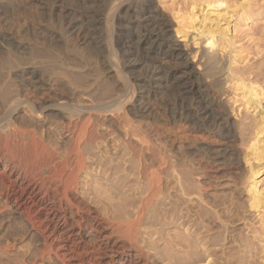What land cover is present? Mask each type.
Returning <instances> with one entry per match:
<instances>
[{
	"label": "bare ground",
	"instance_id": "6f19581e",
	"mask_svg": "<svg viewBox=\"0 0 264 264\" xmlns=\"http://www.w3.org/2000/svg\"><path fill=\"white\" fill-rule=\"evenodd\" d=\"M62 1L65 0H57ZM108 1L77 0L79 5H76L80 6L81 12L85 11L82 16L88 23L83 25L81 22L82 25H79V17H72L67 20L66 28L72 33L76 32L74 38L81 36L79 38L84 44L88 40L86 29L89 33L92 29L102 30L97 43L111 53L114 44L111 40L115 35L113 20L118 15L123 23L120 22L122 26L119 24L122 33L118 35L117 42L127 59L125 64L124 58H121L123 64L131 68L130 73L136 66L145 67L147 74L144 77L136 73L135 76L129 75L128 69L126 73L124 69L120 72L116 70L122 56L117 54L119 51L121 53V49L117 51L116 48V52L112 51L109 56H119L117 64L113 63V57L106 56L113 60L108 64V71L83 70V67H87L82 60L85 53L81 56L80 50H76L79 43L76 44L72 35L76 49L72 45L71 50L67 48V33L59 29L60 24L56 21L54 23L59 24L58 29H52L48 36H52L54 42L57 39L64 43L67 50L63 51L61 47L62 50H59L62 52L59 51L58 43L55 49L60 54L56 52L46 56L44 52L45 56L38 54V60L35 53L33 56L38 62L35 63L33 58L34 62L28 63L32 60L28 56L33 48L30 47L31 51L27 55V45L24 43L27 38L23 39L25 28L12 34L8 32L9 25L1 27L5 20L0 21V264L48 263L46 259L53 260L55 264H159L157 255L163 260L162 264H256L258 261H253L251 254H255L253 245H257L254 239L262 237V232L257 230L260 235L255 237L245 236L243 232L234 233L239 222L246 221L247 215H243L246 207L235 203L233 193L231 201L227 199L230 203L233 199V207L232 204L228 206L223 197L229 198L230 195L222 196L220 192L224 186L221 182L223 171L219 170V166L236 164L241 158L236 152L238 147L233 145L239 131L230 118V109L234 107L231 106L228 112L225 103L217 102L210 90L215 89L216 93L223 94L228 88L232 89L236 94H233V98L241 96L240 106L248 109L247 113L251 108L259 110L264 100V87L260 81L263 65H256L253 69L250 64L246 68L245 60L249 54L241 56L245 48L242 50V47L236 46L237 36L230 35V27L228 30L219 24L214 27L200 22L194 33L201 38V43L199 40V44H196L201 45L193 52V48H188V41L187 46V43L176 39L173 32L171 34L174 25L158 13L152 0H112L106 14L105 11L104 15L94 13L96 3ZM108 5L103 7L108 10ZM249 5L246 9L249 8V11L240 15L244 21L254 20L251 15L248 17L252 11V5ZM9 7L0 10L6 20L10 12L14 11L10 7L8 15ZM59 10L63 15V10ZM41 12L44 13L43 10ZM20 14L24 15L23 12ZM195 15L190 19L192 23L197 18ZM25 17L24 20H27ZM10 18L12 20V16ZM60 19L64 20L62 16ZM18 23L19 29L21 25L18 26ZM177 25V29L173 28L177 34L182 37L189 34L186 27ZM11 28L14 31L15 27ZM12 29L9 31L12 32ZM196 37L193 36V40ZM46 38H43L44 41ZM96 50H92L93 53ZM191 55L199 56L197 69L190 62ZM71 59L77 62L70 63L68 60ZM93 59L96 63L101 61L97 57L98 61ZM192 61L195 63L194 59ZM101 62L104 63V60ZM241 64L244 66L241 67ZM202 78L210 82L212 89L204 88ZM138 88L140 91L137 94ZM170 91L177 95L175 97L171 93L175 97L173 100L178 97V103L171 107L170 102L161 108L167 115L161 121L160 116L155 114L158 109L151 108L150 100L153 97L157 100L158 95L161 97L166 92L170 94ZM235 99L231 98L230 101L237 102ZM260 115L258 119H249L253 120L251 122H248L247 117L244 118L247 120H241L244 126L240 130L243 137L253 134L254 141L252 138L250 142L253 143L249 142L251 149L248 150L264 158V145L259 138L264 133V115ZM238 133L241 136L240 131ZM248 135L246 137L249 140L251 136ZM248 150L246 148V153ZM248 156H243V162L248 161ZM108 169H113L112 176H109ZM94 170L99 171V174ZM246 177L247 180L243 177L244 181L241 182L247 184L244 188L249 195L247 204L257 213L260 209L264 211L262 189H259L254 176ZM226 178L229 180V177ZM218 179L220 181H216ZM91 181L95 184L92 187ZM240 186L238 189L242 188ZM7 215L13 216L9 218ZM7 222L10 224L4 232ZM19 222L28 224L36 233V239L32 242L39 239V247L34 245L36 242L33 244L34 250L28 251L25 245L27 252L22 251L20 247L23 245L19 243L21 238L18 235L21 233L18 231ZM144 226L147 231L145 228L143 230ZM261 228L264 230L263 224ZM177 229L181 231L177 232ZM255 235H258L256 230ZM21 236L26 235L21 233ZM260 240L264 242V234ZM146 241L150 243L148 248L144 244ZM159 241L162 245L164 242V248L160 247ZM229 243L233 245L228 246ZM238 248L241 249L237 254L235 251Z\"/></svg>",
	"mask_w": 264,
	"mask_h": 264
},
{
	"label": "rangeland",
	"instance_id": "374dc122",
	"mask_svg": "<svg viewBox=\"0 0 264 264\" xmlns=\"http://www.w3.org/2000/svg\"><path fill=\"white\" fill-rule=\"evenodd\" d=\"M38 1V2H37ZM49 1V2H48ZM52 1V0H51ZM51 1L50 0H0V10H5L6 8H3V7H11V9L12 10H14V11H11L10 10V7H9V9L7 10L8 11V15H10V16H12V20H11V18H10V16L9 17H7V20L6 19H4V16L3 15H1V11H0V21L1 22H3L4 20V22L3 23H1L3 26H1L2 28H4L5 27V25H9L10 26V28H9V30L11 31V27H15L14 28V31H13V29H12V32H10L8 29V32L9 33H14V34H17V33H19V32H17L18 30H20L21 28V30L23 31L24 30V28H25V31H23V32H25L24 34H23V39L24 38H27V39H24L25 41H24V43H25V45H27L26 47H27V52L29 51H31L30 49L31 48H33L32 49V51H31V53H32V55H31V53H30V55L32 56H30L29 55V52L27 53V55H29L28 56V58L29 59H32V60H29V61H27L28 63H31V61H32V63L35 61V63L36 62H38L37 61V59L39 60L40 58V56H48V55H51V54H57L58 53V50L59 49H61L62 50V48H63V51H66L67 49H66V46H68L67 48H69L70 50H71V48H72V46H74L73 48H75L76 49V47H77V49L76 50H80V53H81V56H82V54H84L83 56H85V57H87L86 59H85V57H82V60H83V62L85 63V64H87V67L85 66V68L83 67V70H85V71H103L104 72V69H105V71H108L109 69L107 68V67H109V63H111L114 59V61H113V63H115V64H117V62H118V60H119V56H124V57H120V60H119V62H121V63H118L119 65H117L118 66V68H116V70L118 71V69H119V72L121 71V70H123L124 71V73H126L125 71H126V69H128V71H127V73L129 74V75H131V74H133L134 76L137 74H141V76H145L146 74H147V69L144 67L143 68V66H136V68H134V70H133V72H131L130 73V70H131V68H129L127 65V67L125 66V64H127L126 63V61H127V59H126V56H125V54H124V52H123V50L120 48V46H119V44H118V35L119 34H121L122 33V31H121V29L119 28L120 26H122L121 24L123 23V21L122 20H120L117 16H115V18H114V20H113V24L115 25H113V27L115 28L114 29V34L115 35H113V37H112V43H114L112 46H110V47H112L113 48V50L111 49V53H112V51H114L115 50V48H116V50L117 51H119L120 49H121V53H120V51L119 52H117V54L119 55V56H117V55H115V52H116V50H115V52H114V55L115 56H117V58L115 57L114 58V56H112L111 55V57L109 56L111 53H108L106 50H104L101 46H100V44L99 43H97V42H99V37L101 36L100 34H101V32H102V30H94V29H92V30H94L93 32L96 34V36H95V34L92 32V30H90V33H89V31L86 29V33H87V41H86V44H84V43H82L83 42V40H81L79 37H81V36H79L78 35V38L77 37H75L74 38V36H77V35H75L76 34V32H74V33H72L71 31H68L67 30V24H68V21L67 20H69V19H71L72 17H76V18H78L79 20H81L80 22L78 21V24L79 25H82V23H83V25L84 24H87L88 23V21L87 20H85V18H84V16H82L83 14H84V12L85 11H82L81 12V8H80V6L78 7L77 5H79L78 4V2H77V0H71L72 1V3H71V1L69 2V0H65V1H62L63 3H61V2H57V0L56 1H52V3H54L53 5H52V3H51ZM156 1V2H155ZM56 2V3H55ZM67 2H69V3H71V4H69V3H67ZM76 2V3H75ZM112 2V0H110V1H108V3L106 4V3H104V2H99V3H96V5L94 6V8H93V10H94V13L95 14H102V15H104V14H106V11L108 12L109 11V9H110V7H111V5L112 4H110ZM155 2V3H154ZM48 3V4H47ZM63 4V7H62V5L61 4ZM105 5H104V4ZM10 4V5H9ZM57 4V5H56ZM58 4H60V5H58ZM65 4V5H64ZM76 5L77 6V10L76 9H74V7H76V6H74V5ZM102 4H103V6L105 7H107V5L108 4H110V6L108 5V10H106L103 6H102ZM152 4H153V6L154 7H156V10L158 11V13L163 17V18H165L166 20H170L169 22H170V24L171 25H174V26H172V31H171V34H172V32H173V34L175 35H172V36H174L176 39H180V40H182L181 41V43H187V46H188V42H189V47L188 48H193V49H191V50H193V52H196V50L198 49L197 47H200V45H197V44H199V40L201 39V38H199L200 36L198 35L197 37H196V35H197V33L195 34L194 33V31H196V30H194V29H196L197 27H199V25H200V22L201 23H205L206 25H208V26H210V25H212V26H214V27H216V24H219L220 25V27L222 26V27H224V28H226V29H228L229 27V29H230V35L231 36H234L235 35V41L237 42V44H236V46L237 47H242L241 49L243 50L244 48V50H243V55H241V56H246V54L248 55V57L246 58V60H245V62H246V64H247V66H246V68L247 67H249L250 66V64L251 65H253L252 66V68L254 67V68H256L257 66L256 65H263V68H264V0H152ZM248 4H250L249 5V7L252 5V7H250V8H252L251 10V13H249V15H248V17L251 15V17H254V20H248V21H244V19H243V16H241V18H240V15H243V13L244 12H247V11H249V8H248V10H246L247 9V7H248ZM254 4V5H253ZM9 5V6H8ZM35 5V6H34ZM39 5V6H38ZM43 5V6H42ZM47 5V6H46ZM50 5H52L53 7H51ZM69 5V6H68ZM101 5V7L100 8H98L99 6ZM2 6V7H1ZM38 6V7H37ZM46 6V7H45ZM48 6H50V7H48ZM61 6V7H60ZM67 6V7H66ZM70 6H72V7H70ZM97 6V7H96ZM35 7H37L38 9H39V11H38V9L37 8H35ZM57 7V8H56ZM2 8V9H1ZM45 8V9H44ZM61 8V10H63L62 11V14L64 15H61V11L59 10ZM69 8H70V10H72V11H70V12H68L69 11ZM73 8V9H72ZM102 8V9H101ZM243 8H245L244 10H243ZM37 9V10H36ZM53 9V10H52ZM78 9H79V11H78ZM254 9H256L257 11H255V13H253L254 12ZM41 10H43L44 11V13L43 12H41ZM51 10V11H50ZM60 12H59V11ZM100 10V12H98V11ZM11 11V12H10ZM16 11V12H15ZM37 13H36V12ZM51 13H50V12ZM60 13V14H58V12ZM105 11V12H104ZM242 11V12H241ZM9 12H10V14H9ZM15 12V13H14ZM20 12L22 13H24V15L23 14H20ZM39 12V13H38ZM46 12V13H45ZM47 12H49V13H47ZM53 12H54V14H53ZM67 12V13H66ZM74 12H76V13H74ZM79 12V13H78ZM103 12H104V14H103ZM12 13H14V14H12ZM25 13H26V17H25ZM36 13V14H35ZM43 15H42V14ZM68 13H70V14H68ZM226 13V14H225ZM258 13V14H257ZM15 14H17V15H19V16H17V15H15ZM45 14V15H44ZM75 14V15H74ZM77 14V15H76ZM195 15V18H196V20H195V22H191V18H194V17H192L193 15ZM253 14V15H252ZM256 16H255V15ZM52 15V16H51ZM57 15V16H56ZM66 15L68 16V17H66ZM69 15H71V16H69ZM192 15V16H191ZM226 15V16H225ZM3 16V17H2ZM13 16H15V17H13ZM37 16V17H36ZM42 16V17H41ZM47 16V17H46ZM51 16V17H50ZM61 16L64 18V20L63 19H60L61 18ZM81 16V17H80ZM1 17H2V19H1ZM17 17H19V19L17 18ZM23 18V17H25V19H27V20H24V18L21 20V18ZM39 17V18H38ZM45 17H46V20H45ZM51 18L50 19V24H49V19L48 18ZM54 17V18H53ZM56 17H59V18H56ZM13 18H16V19H13ZM38 18V19H37ZM40 18H41V21H38V20H40ZM44 18V20H42ZM84 18V20L86 21L85 23H84V20H82ZM116 18H117V21H116ZM255 18H257V20H255ZM54 19V20H53ZM56 19V20H55ZM241 19V21H239ZM11 22H10V21ZM15 20V21H14ZM59 22H58V21ZM62 22H61V21ZM199 20V21H198ZM6 21H9V22H6ZM15 23H14V22ZM16 21H18V22H20L21 24H19L18 22H16ZM27 21V23H23L22 24V22H26ZM57 22V23H59L60 25L62 24L63 26H60L59 24H55L54 22ZM66 23H65V22ZM174 21V22H173ZM244 21V22H243ZM252 21V22H251ZM37 24H36V23ZM44 22V23H43ZM47 24H46V23ZM53 22V23H52ZM82 22V23H81ZM120 22H121V24H120ZM242 22V23H241ZM247 22V23H246ZM249 22V23H248ZM254 22V23H253ZM11 23H12V25H11ZM17 23H18V26L19 25H21V27L18 29L17 28ZM44 25H43V24ZM243 23H244V25H243ZM15 24V25H14ZM24 24H28L27 26L25 25L24 26ZM35 24V25H34ZM52 24H53V26H54V28H53V26H52ZM118 24V25H117ZM119 24H120V26H119ZM177 24H180V25H182V26H184V27H186V30H187V32H189V34L187 35V36H181V34H177L176 33V31H174V29L176 28H178V25ZM37 25V26H36ZM39 25V26H38ZM55 25H57V27L55 26ZM58 25H59V29L60 30H62L66 35V41H65V43L67 44L66 46H65V44L64 43H60V42H58L57 41V39L55 40V42H54V40H53V37L52 36H50V38H49V36H48V34H50L53 30L55 31V29L57 28L58 29ZM23 26V27H22ZM43 26V27H42ZM242 26H244V27H242ZM247 26V27H246ZM1 27H0V30H2L1 29ZM41 28V29H39V28ZM45 27L47 28V29H45ZM49 27L51 28V29H49ZM65 28L66 29V31H64L63 30V28ZM175 27V28H174ZM194 27V28H193ZM36 28H38V29H36ZM62 28V29H61ZM83 28H85V27H83ZM118 28V29H117ZM174 28V29H173ZM224 28H222V29H224ZM250 28V29H249ZM53 29V30H52ZM225 29V30H226ZM228 29V30H229ZM17 30V31H16ZM40 32H42L43 33V35H42V33H39V31ZM47 30V31H46ZM118 30V31H117ZM234 30H238V31H234ZM15 31H16V33H15ZM26 31H27V33H26ZM44 31H45V33H44ZM246 31V32H245ZM36 32L38 33V35L39 34H41V35H39V36H41L40 38H38L39 36L36 34ZM50 32V33H49ZM68 32H70V34L68 33ZM92 32V33H91ZM98 32V33H97ZM117 32H118V34H117ZM238 32V33H237ZM84 33H85V31H84ZM86 33H85V36H86ZM93 34V36H90V35H92ZM69 35V36H68ZM73 36V38H74V40H76V44L77 43H79V46H76L75 47V41L74 40H72L73 38H72V36ZM178 35H180V36H178ZM26 36V37H25ZM43 36H45V37H43ZM178 36V37H177ZM193 36H195L196 37V39L195 40H197V41H195V40H193ZM46 37H48L49 39H50V41H49V39L48 38H46ZM88 37H90L91 39H89ZM42 38V39H41ZM46 38L47 40H45L44 41V39ZM52 38V39H51ZM72 38V39H71ZM185 38V39H184ZM55 39V38H54ZM71 40V41H69V40ZM77 39H79V40H77ZM97 40V41H96ZM113 40H114V42H113ZM46 41L51 45H49L48 43H46ZM56 41H57V43H56ZM69 41V42H68ZM74 41V42H73ZM79 41H81V42H79ZM94 41H96V42H94ZM111 41H110V43H111ZM183 41H185V42H183ZM188 41V42H187ZM191 41V42H190ZM28 42V43H27ZM37 42H38V44H39V46H38V44H37ZM51 42H53L55 45H57V46H55L54 44L52 45L51 44ZM68 42V43H67ZM74 44H73V43ZM90 42V43H89ZM91 42H92V44L93 43H96V44H93V46H92V44H91ZM195 43V46H194V43ZM58 43H60V47H58ZM71 43V44H70ZM80 43H81V46H85L84 48H81V46H80ZM117 43V44H116ZM193 43V44H192ZM197 43V44H196ZM200 43H201V40H200ZM48 44V45H47ZM63 44V45H62ZM68 44H70V45H68ZM89 44V45H88ZM99 44V45H98ZM190 44H192V46L190 45ZM35 45H36V47H35ZM42 45V46H41ZM43 45H44V47H43ZM72 45V46H71ZM78 45V44H77ZM94 45H96V46H94ZM46 46V47H45ZM54 48H53V47ZM117 46V47H116ZM31 47V48H30ZM52 47V48H51ZM55 47H58V50H56L55 49ZM62 47V48H61ZM88 47V48H87ZM92 47H94L93 49H92ZM95 47H96V49H95ZM119 47V48H118ZM39 48H40V50L41 51H43V52H38V51H40L39 50ZM43 48V49H42ZM80 48V49H79ZM91 48V49H90ZM195 48H197L196 50H195ZM249 49V52H248V49ZM38 50V51H34V50ZM49 49H52V50H54V51H50ZM68 49V50H69ZM82 49V50H81ZM99 49H101L100 50V52L98 51ZM103 49V50H102ZM45 50V51H44ZM61 50H59V51H61ZM87 50L88 51V53H87V51L85 52V51ZM89 50H91V53H89L90 51ZM92 50H96V51H94V53H93V51ZM195 50V51H194ZM228 50V49H227ZM246 50H247V52H246ZM84 51V52H83ZM102 51V52H101ZM225 51V50H224ZM223 51V52H224ZM38 52V53H37ZM44 52H45V55H44ZM46 52H48V53H46ZM51 52V53H50ZM53 52V53H52ZM57 52V53H56ZM62 52V51H61ZM60 52V53H61ZM226 52V54H227V51H225ZM35 53H36V56H33V54L35 55ZM60 53H58V54H60ZM93 53V54H92ZM103 53V54H102ZM107 53V54H106ZM123 53V54H122ZM43 54V55H42ZM48 54V55H47ZM88 54V55H87ZM90 54V55H89ZM96 54V55H95ZM99 54V55H98ZM106 54V55H105ZM121 54V55H120ZM223 54H225V53H223ZM225 54V56H227ZM91 55H92V57L93 58H95L96 59V57L98 58V60L100 61H102V60H104V63L103 62H101L100 61V63L99 62H94V59L93 58H91ZM96 56V57H94V56ZM103 55H105V56H103ZM193 55V54H192ZM189 56V57H191V61H190V58H188V60L191 62V64L197 69V61H198V59H199V56L198 57H194V56ZM99 56V57H98ZM101 56H103L102 57V59H100L101 58ZM106 56H109L110 58H112L113 57V60L112 59H110V58H108V57H106ZM34 57H36L37 59H35ZM193 57V58H192ZM33 58L35 59L34 61H33ZM124 58V61L122 60V59ZM90 59V60H89ZM92 59H93V62H92ZM108 59H110V61L108 60ZM194 59V62L196 63V65H195V63H192L193 60ZM197 59V60H196ZM73 60V61H72ZM88 60V61H87ZM97 59H96V61H98ZM196 60V61H195ZM250 62H249V61ZM70 63H74V62H77V60H75V59H71V61L70 60H68ZM87 61V62H86ZM89 61H91L92 63L90 64V62ZM109 61V62H108ZM117 61V62H116ZM247 61L249 62V63H247ZM79 62V61H78ZM123 62L125 63V64H123ZM245 62L243 63V64H245ZM254 62V63H253ZM94 63H96V64H94ZM106 63V64H105ZM260 63V64H259ZM263 63V64H262ZM102 64V66H100ZM106 66H105V65ZM120 64H122V65H120ZM95 66V67H93L92 66V68L90 67V66ZM99 67H102L101 68V70L97 67V66ZM104 65V66H103ZM255 65V66H254ZM116 66V67H117ZM119 66H123L122 67V69H121V67L119 68ZM240 66V65H239ZM244 66V65H243ZM242 66V64H241V67H243ZM91 68V70H90V68ZM141 68V69H140ZM253 68V69H254ZM87 69V70H86ZM89 69V70H88ZM98 69V70H97ZM106 69H108V70H106ZM138 70V72H136V70ZM252 69V70H253ZM143 70V71H142ZM256 70V69H255ZM254 70V71H255ZM264 70V69H263ZM263 70H262V76H260V78L262 77V79H260V81H261V84L263 85V87H264V77H263ZM257 71V70H256ZM118 72V73H119ZM143 74H142V73ZM121 73H123V72H121ZM136 73V74H135ZM263 80V81H262ZM204 81V83H203V85H204V88H206L207 90H210V89H212V86H211V84H210V82L209 81H207L205 78L203 79L202 78V82ZM263 82V83H262ZM206 83H209V84H206ZM136 87H138V84H137V86ZM229 89V88H228ZM226 90L227 92L224 94H221V93H219V92H217L216 93V91H215V89L213 90H210V93H211V95H212V97L217 101V102H221L220 104H224V105H226V107H227V109H228V112H229V108H232L231 106H233L234 108L233 109H230V118H231V121L233 122V123H235L234 124V126H235V128H236V130L238 131H240V135H241V130H240V127H241V129H242V127L244 126L242 123H241V120H242V122L243 121H245V120H247L248 119V122H251V121H253V120H249V119H252V118H254V120H255V118L256 119H258L259 118V116L258 115H260V117L261 116H263L264 115V113H263V110L264 109H262V108H264L263 106H264V100H263V103H262V105L261 106H259L258 107V109L260 108V109H262V110H254V108H251L250 110H249V112L247 113V111H248V109H244V106H240L241 105V103H240V99H241V96H239V97H237L236 96V99H238L239 100V102H238V100H236L235 98H233V94H235L234 93V91L232 90V89H230V90ZM138 91H136V93L138 94L139 93V88L137 89ZM230 91V92H229ZM232 91V92H231ZM240 92V91H239ZM169 93V92H168ZM167 92H166V94H163V96H159L158 95V97H156V99L157 100H155V98L153 97L151 100H150V106H151V108L153 107V109L155 108V109H158V110H156L157 111V113H156V111H155V114L157 115V116H160L159 118H160V120L161 119H166V117H167V115H165V113L163 112V109H161V108H163L165 105H169V103L171 102V104L169 105V106H171V107H175L176 105H177V103H178V97L175 99V100H173L177 95L176 94H174L173 92H171L170 91V94H168ZM175 96V97H173V95ZM218 93L220 94V95H218ZM229 93V94H228ZM231 93V94H230ZM168 94V95H167ZM238 94V93H237ZM229 95L231 96L230 98H228L229 97ZM236 95V94H235ZM164 96H166V97H168L169 96V98H166V97H164ZM225 96V97H224ZM227 96V97H226ZM171 97V98H170ZM173 97V98H172ZM219 97V98H218ZM235 97V96H234ZM162 98H164V99H162ZM167 99V102H166V99ZM220 98H221V100H220ZM232 98V100H234L235 99V101H237V102H233L232 100V102L230 101V99ZM153 99H154V101H153ZM164 101L163 103H162V100ZM170 99H171V101H170ZM160 100V101H159ZM174 102H173V101ZM224 100V101H223ZM169 101V102H168ZM159 102V103H158ZM153 103V104H152ZM155 103H156V105H155ZM165 103H168V104H165ZM173 103H174V105H173ZM234 103V104H233ZM240 103V104H239ZM161 104H163V105H161ZM153 105V106H152ZM155 105V106H154ZM237 105V106H236ZM160 106V107H159ZM162 106V107H161ZM229 106V107H228ZM240 106V107H239ZM239 107V108H238ZM154 109V110H155ZM153 110V111H154ZM242 110H246L245 112L244 111H242ZM162 111V112H161ZM232 111H233V113H232ZM159 112H160V114H159ZM236 114H235V113ZM164 113V114H163ZM232 113V114H231ZM159 114V115H158ZM246 114V116L244 117V116H242V115H245ZM247 114H249V115H247ZM232 115V116H231ZM236 115H238V117H236ZM234 116V117H233ZM163 117V118H162ZM235 117H236V119H235ZM247 117V119H244V118H246ZM248 117H250V118H248ZM241 118V119H240ZM168 119V118H167ZM237 119H240V120H237ZM244 119V120H243ZM162 121V120H161ZM164 122H165V120H164ZM237 123H238V125H237ZM237 125V126H236ZM52 127V126H51ZM50 127V128H51ZM238 131V132H239ZM237 132V140L233 143V145L235 146V148L236 147H238V150H237V148H236V152H237V154H238V157H240L241 156V158H240V161L238 162V163H236V164H233V165H228V166H219L220 167V169H219V167H217L216 166V168H218L219 170H222L223 171V175H222V179L223 180H221V182H222V189L220 190V192H222V196H224V195H227V196H229V198H227L226 196H224L223 197V200H224V202H226V204L228 205V206H231V204H232V207H233V199H234V201H235V203L236 204H243V206L244 207H246V208H244V210H246V211H244V213H243V215H244V217L247 215V218L245 217V219L244 220H246V221H240L239 222V224H238V222L236 223V224H238L237 226H238V229H236L235 231H234V233H238V232H243L244 234H245V236H248V237H255V236H259L260 235V231L262 232L261 234H262V237H263V232H264V230L261 228V225L263 224L264 225V211H262L263 209H260L261 211L259 212L258 211V213H257V211L255 210V212H254V210H252V209H250V207H249V203H248V198H249V195H248V193L246 192L247 190L245 189L244 190V188H245V186L247 185V184H242L243 182H241V181H244V178L246 179L247 177L246 176H248L249 177V175H252V176H254L255 178H256V181L258 182V187H259V189H262L261 190V192L262 193H264V158H261V157H257L254 153L255 152H252L251 150H248V148L249 149H251V146L249 145L250 143L252 144L253 142H250V141H252V138H253V134L252 135H250L251 137V139H247V138H249V137H246V136H239V133ZM248 135V136H249ZM264 135V133L263 134H261L260 136H259V138H260V140L261 141H263V142H261V144L262 145H264L263 143H264V138H262V137H264L263 136ZM238 136H239V138H238ZM241 137H243V139L241 138ZM245 139H247V141L245 140ZM242 141H245L246 142V144H244L245 142H242ZM253 141H254V138H253ZM248 142V143H247ZM250 142V143H249ZM237 144V145H236ZM261 144H260V146H261ZM246 145H249V146H246ZM246 148H247V150H248V153H246ZM176 150V149H175ZM239 152V153H238ZM251 152V153H250ZM245 153V154H244ZM248 154H250L249 156H248ZM255 155V156H254ZM243 156L245 157V156H248V157H250L249 159H248V161L246 162L245 160H244V162H243ZM250 161V162H249ZM242 162H243V164H242ZM246 162V163H245ZM246 164V165H245ZM237 165V166H236ZM240 165V166H239ZM250 165H251V167H250ZM222 167V168H221ZM228 167H229V169H228ZM224 168V169H223ZM93 169H95L96 170V166H94L93 167ZM94 170V172H96V174H99V171L97 172V171H95ZM108 171H109V169H108ZM108 171H106V173L108 172ZM224 171H225V173H224ZM228 171V172H227ZM111 172H113V169H110V171H109V176H112V175H110V174H112ZM227 172V173H226ZM95 174V173H94ZM108 174L106 175L107 177H109L108 176ZM225 174H226V177H229V180H228V178H226L225 177ZM229 174V175H228ZM236 175V176H235ZM234 176V177H233ZM244 177V178H243ZM224 178L225 179H227V180H224ZM232 179V181H231V179ZM240 178H242V180L240 179ZM237 179H238V181H237ZM236 181V182H234V181ZM247 180V179H246ZM245 180V182H247ZM216 181H220V179H218V180H216ZM134 182L135 181H133L132 182V184H134ZM232 182L234 183L233 185H232ZM238 182V183H237ZM239 182H241V183H239ZM91 183V187L92 186H94L95 184H94V182H90ZM225 183L226 184H228V186L227 185H225ZM259 183H261L260 185H259ZM131 184V183H130ZM230 184H231V186H230ZM236 184H237V186H236ZM240 184H241V186H240ZM263 184V185H262ZM230 186V187H229ZM242 187V188H239L238 189V187ZM227 187H229V188H227ZM231 188V189H230ZM237 188V189H236ZM234 191H233V190ZM232 190V191H231ZM237 190V191H236ZM240 192H239V191ZM241 190H244V191H241ZM225 191V192H224ZM230 191V192H229ZM236 191V194H234V192ZM90 192V191H89ZM226 192L227 193H231V194H226ZM241 192H242V194H241ZM232 193H233V195L235 196V197H233V195H232ZM239 194V195H238ZM232 195V196H231ZM237 196V197H236ZM240 196V197H239ZM92 197H93V195H92ZM230 197H233V199H232V202L230 203L229 201H231V198ZM239 197V198H238ZM229 201H228V200ZM237 199V200H236ZM239 201V202H238ZM243 202V203H242ZM230 203V204H229ZM234 203V204H235ZM248 203V204H247ZM244 204H247L246 206L244 205ZM249 210V211H248ZM251 210V211H250ZM248 211V212H247ZM247 214H246V213ZM260 213V215H258ZM263 214V215H262ZM12 216L13 215H7V217H9V218H12ZM16 216H18V215H16ZM263 218L262 219V223L261 222H259V220H260V218ZM8 221H9V219L8 218H6ZM245 222V223H244ZM24 223V222H23ZM22 222H19L18 223V231H20L21 233H22V235H26V236H21V233L20 232H18V233H20V234H18L19 236H20V238H21V240H19V243L21 244V245H23V247L21 246L20 248L22 249V251L24 252V253H26L27 252V250L29 251V250H34V245L36 246V247H39L40 246V243H41V241L38 239V240H36L35 242H32V240L34 239H36V233L33 231V230H31V228H29L28 227V224H23ZM242 223V225H240ZM261 223V224H260ZM9 222H7V224H6V226H5V230H4V232L8 229L7 227H9ZM22 226H21V225ZM21 227H23V226H25V228H21ZM27 225V226H26ZM146 226V225H145ZM143 227V230H144V228H145V231H147L148 229L146 228V227H148L149 226V224L146 226V227ZM28 227V228H27ZM243 228H245V229H243ZM261 228V230H259V229ZM21 229V230H20ZM28 229V230H27ZM239 229H241V230H239ZM181 231V229H177V232H179V231ZM243 230V231H242ZM255 230H256V234L258 233V235H255ZM259 232H258V231ZM263 230V231H262ZM26 231V232H25ZM29 232V233H28ZM23 233H25V234H23ZM31 233H33L32 235H31ZM30 234V235H29ZM247 234V235H246ZM29 235V236H28ZM34 235V236H33ZM19 236H17V237H19ZM33 236V237H32ZM145 237H148V236H146V235H144ZM262 237H260L261 238V240H260V238H257V239H254V241H256L254 244H256L257 243V245L255 246V245H253V250L252 251H254L255 252V254H253V252H252V254H251V259L254 261V260H257L258 262V264H264V252H263V245H264V242L262 241ZM19 238V239H20ZM26 238H27V240H26ZM31 238V239H30ZM23 240H24V242H23ZM27 242H26V241ZM28 240H30L31 241V243H30V241H29V244H26V243H28ZM33 240V241H34ZM259 240L260 241H262V242H259ZM40 241V243H38ZM162 241V240H161ZM164 241V240H163ZM39 244H37V243ZM147 242V241H146ZM160 242V241H159ZM258 242H259V244H258ZM24 243V244H23ZM34 243H36V244H34ZM148 243V242H147ZM144 243L145 244V246L148 248V245H149V247H150V243ZM34 244V245H33ZM160 244H161V246L160 247H162L163 245H164V242H163V245H162V242H160ZM166 244V243H165ZM231 244L233 245V243H229V245L228 246H231ZM263 244V245H262ZM25 245H26V247H27V250H26V247H25ZM28 245V246H27ZM30 245V246H29ZM236 245V244H235ZM35 247V248H36ZM25 248V249H24ZM32 248V249H31ZM162 248H164V246L162 247ZM162 248H160V250H162ZM257 248V249H256ZM20 249V250H21ZM239 249H241V248H238L235 252L238 254V251H239ZM26 250V251H25ZM22 251H21V253H22ZM161 252V254H162V251H160ZM29 253V252H28ZM27 253V254H28ZM159 254V253H158ZM241 254V253H240ZM160 255V254H159ZM160 257V256H159ZM159 257H158V255L156 256V260H158V262H160L161 264H162V262H163V260L162 259H159ZM255 258V259H254ZM47 261L46 262H48V263H45V261L43 262V261H41L43 264H55L56 262H53V260H48V259H46ZM50 261V262H49ZM41 262H38L37 264H40ZM159 263V264H160ZM256 263V264H257ZM57 264H58V262H57ZM163 264H166L165 262L163 263Z\"/></svg>",
	"mask_w": 264,
	"mask_h": 264
}]
</instances>
